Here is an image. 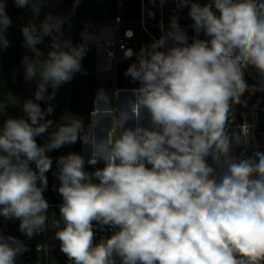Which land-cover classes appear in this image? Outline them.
<instances>
[{
  "label": "clouds",
  "instance_id": "clouds-1",
  "mask_svg": "<svg viewBox=\"0 0 264 264\" xmlns=\"http://www.w3.org/2000/svg\"><path fill=\"white\" fill-rule=\"evenodd\" d=\"M14 3L22 8L30 0ZM182 3L190 4L195 32L210 39L189 44L173 17L160 39L140 49L138 62L125 73L140 82L133 90L134 128L119 138L110 130L102 145H94L88 134L81 135L82 121L71 118L41 147L35 137L51 126L45 116L53 108L42 110L28 99L23 105L28 120L8 118L0 130V215L19 219L29 238L45 230L49 219L43 192L52 160L46 152L80 138L93 146L88 164L105 162L89 174L81 155L69 153L57 161L64 226L56 222L55 238L73 264H117L116 257L120 264L264 261V152L232 156L234 144L247 143L249 126H242V135L228 131L232 106L248 90L242 69L252 65L264 75V0ZM32 10L38 15L39 5L33 3ZM62 23L48 14L39 29L31 22L22 28L25 46L35 54L31 60L25 56L23 64L26 80L38 77L36 101L53 99L55 90L82 70L85 45L60 40ZM10 24L0 3V46H8L3 33ZM44 36L52 37V50L41 61L36 45ZM132 56L131 49L125 52V58ZM48 86L54 91L46 97ZM141 109L150 127L140 125ZM129 118L123 113V123ZM94 222L118 231L94 246ZM25 251L20 240L0 234V264H15Z\"/></svg>",
  "mask_w": 264,
  "mask_h": 264
},
{
  "label": "built area",
  "instance_id": "built-area-1",
  "mask_svg": "<svg viewBox=\"0 0 264 264\" xmlns=\"http://www.w3.org/2000/svg\"><path fill=\"white\" fill-rule=\"evenodd\" d=\"M201 4L212 3V0H192ZM139 18L133 22L131 19H126L123 16L122 9H119L117 14L110 19L97 21L94 23L85 22L84 29L81 37V45L85 48L93 49L96 53L95 68L96 76L100 81H111L113 89L103 88L98 89L95 96L94 107L90 111L89 122L84 127L83 134H88L90 140L94 145H102L106 138L108 131L120 133L127 128H134L137 120L132 115V105L135 103L134 89L140 87H117L116 75L118 64L121 62L137 63V54L142 47L147 44H152L154 40L160 37L169 30L171 18H176L179 27L184 30L188 36V43L191 44L194 38L207 40L209 37L205 36L201 31L197 34L193 28V20L188 15L190 4L185 5L182 0H158L157 1V21L147 22L146 20V5L145 0H139ZM217 15L218 10L215 9L213 4L212 9ZM132 24H137V31L132 27ZM151 26L157 28L159 36L155 35ZM163 26V30L162 27ZM130 33V35H129ZM148 36L149 39H145ZM87 37V39H85ZM169 47L172 46V41H168ZM131 49L133 56L125 58V52ZM164 50V49H161ZM243 78L248 85V90L241 96V103L234 104L232 111L234 119L229 118V134L236 133L242 135V126L247 124L249 126V135L247 143L240 145H233L231 155L236 158L252 157L256 151L264 152V75L252 65L242 69ZM256 90L253 91L252 89ZM109 90V91H108ZM111 90V93H110ZM104 92H109L114 98L121 95L122 98L118 99V104L107 109L101 107L99 96L103 98ZM124 97V99H123ZM126 97H129L127 99ZM123 99V100H122ZM99 106L96 107V103ZM99 110V111H98ZM107 113L109 115L115 114V125H109L111 118H101L100 113ZM128 113L129 119L123 123V113ZM147 113L141 109L140 125L144 122V114ZM117 126V127H116ZM142 126V125H141ZM93 146L91 143L85 144L82 142L81 156L88 164L91 158ZM207 162L215 167L211 157H207ZM97 164H104L102 159L98 160ZM148 167H151L148 165ZM89 170L86 169V172ZM47 188L43 192V196L49 204L47 215L49 217L45 230L35 234L29 238L19 229L20 220L11 218L6 219L0 215V234L4 236H13L20 240L27 246V251L18 254L15 259V264H73L66 254L61 251L60 241L55 238L57 217L60 220V227L62 228L63 222L60 217L59 206L62 202H55L50 199L48 192L49 178L47 173ZM96 183H99L97 180ZM94 240L93 245L99 244L102 240L110 238L115 231L108 225H99L93 223ZM46 249V250H45ZM117 264H120L119 257H116ZM264 264V261H261Z\"/></svg>",
  "mask_w": 264,
  "mask_h": 264
},
{
  "label": "trees",
  "instance_id": "trees-1",
  "mask_svg": "<svg viewBox=\"0 0 264 264\" xmlns=\"http://www.w3.org/2000/svg\"><path fill=\"white\" fill-rule=\"evenodd\" d=\"M158 0H145L146 5V20L147 22H156L157 15L149 16L148 10H157ZM4 3L5 11L11 22H21L27 26L30 22L35 24L39 29L40 24L44 21L48 14L53 17L61 18L63 21L61 26L60 40H68L73 47L81 45V37L85 22L94 23L97 21L110 19L118 12L120 0H30V3L25 7L15 6L14 0H0ZM39 5V14L33 12L32 4ZM123 16L127 19L135 20L139 18V0H121ZM150 28L155 35L159 36L156 27ZM145 39H149L145 36ZM51 42L43 37L42 43L36 45L41 50L43 55L39 58L41 61L47 59V53L52 50ZM169 47V45L167 44ZM67 50V49H65ZM31 51V49H30ZM33 57L35 54L31 51ZM96 53L93 49L86 48L85 55L81 61V71L73 74V78L69 82L60 85L59 93L56 98L52 116L46 114L45 120H51L52 124L49 129L42 135L35 137L38 146L43 147L50 138V134L62 124L70 123L71 118H77L82 121L83 130L89 122L90 111L94 107V99L96 92L100 88H111L112 82L99 81L96 76L95 68ZM133 62H121L118 64L116 75L117 87H138L140 82L133 81L130 76H126V70ZM13 64L10 56L6 53L3 46H0V103L4 104V109L0 112V130H2L4 122L8 118H24L28 120L27 114L23 112V105L17 104L14 100H10V89L7 84L8 77L12 72ZM50 91H54L51 86L47 87L45 96L47 97ZM119 96V95H118ZM35 99V98H34ZM100 102L101 96L97 98ZM53 99L47 100L46 108L53 106ZM96 103V107L99 106ZM39 104V103H37ZM40 105V104H39ZM144 109H142L143 111ZM99 111V110H98ZM30 123V121H29ZM84 132V131H83ZM83 135V133H81ZM82 140L80 138L74 144H66L58 149L49 151L47 156L52 160L51 169L47 172L51 174L49 178L48 192L51 200L55 202H63V198L58 192L60 181L57 178L59 172L57 161L62 156H67L69 153L81 155ZM104 164L84 165V169L92 168L94 170L101 169ZM30 167L35 170V164L30 163ZM39 186V182H38ZM57 221H60L57 217Z\"/></svg>",
  "mask_w": 264,
  "mask_h": 264
},
{
  "label": "rangeland",
  "instance_id": "rangeland-1",
  "mask_svg": "<svg viewBox=\"0 0 264 264\" xmlns=\"http://www.w3.org/2000/svg\"><path fill=\"white\" fill-rule=\"evenodd\" d=\"M118 10L122 9L121 0L118 5ZM149 16H153L156 14V11H150L148 10ZM157 15V14H156ZM127 19V18H126ZM133 22L137 21V19L132 20ZM25 27L24 23L21 22H11L10 26L6 29V31L3 33L4 38L8 41V46L4 47L6 53L10 56L13 64L12 72L10 73L7 84L9 86V89L11 91L10 93V100H14L17 104L24 105L25 101L28 99H32L34 103H39L40 106L43 108H46L47 100L42 101H36L35 98V92L37 91V81L38 77H34L31 81L25 79V68L23 64V59L25 56H27L30 60L34 59L33 54L31 53L30 49L25 46L24 37L22 35V28ZM132 27L135 31H137V24H132ZM55 34V33H54ZM49 42L52 43V37L51 36H44ZM150 44H147L145 47L149 46ZM100 81V80H99ZM101 82V81H100ZM60 86L55 90L54 100H53V111L50 113V116H52L55 105H56V98L59 93ZM103 89V88H100ZM99 89V90H100ZM111 90L113 89L110 88ZM110 90V93H111ZM53 91H50L48 96L52 94ZM122 96H116L115 98L111 95L110 102H107L105 105L102 103V99H100L101 107L107 109L109 107H113L118 104V99H121ZM129 99V97H126ZM124 99V97H123ZM122 99V100H123ZM101 118L105 116V119H109L107 113H100ZM144 122L141 123L143 127H150V121L147 118V113L144 114ZM106 119V120H107ZM115 114L112 115L111 121H109V125L113 126L115 125ZM117 127V126H116ZM120 131L116 132L114 135V138H119ZM48 142V141H47ZM46 142V143H47ZM48 152H46V155ZM89 171L87 173L91 174L95 170L92 168L88 169ZM86 172V169H84ZM97 180H94L93 182L96 183Z\"/></svg>",
  "mask_w": 264,
  "mask_h": 264
},
{
  "label": "crops",
  "instance_id": "crops-1",
  "mask_svg": "<svg viewBox=\"0 0 264 264\" xmlns=\"http://www.w3.org/2000/svg\"><path fill=\"white\" fill-rule=\"evenodd\" d=\"M112 88V87H111ZM108 89H110V88H108ZM109 91V90H108ZM102 99V103L105 105L107 102H110V99H111V94L109 95V92L107 93V92H104V95H103V98H101ZM95 101V100H94ZM109 118H111L112 117V115H109L108 116Z\"/></svg>",
  "mask_w": 264,
  "mask_h": 264
},
{
  "label": "water",
  "instance_id": "water-1",
  "mask_svg": "<svg viewBox=\"0 0 264 264\" xmlns=\"http://www.w3.org/2000/svg\"><path fill=\"white\" fill-rule=\"evenodd\" d=\"M48 178H51V174L47 173Z\"/></svg>",
  "mask_w": 264,
  "mask_h": 264
}]
</instances>
